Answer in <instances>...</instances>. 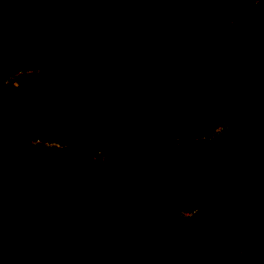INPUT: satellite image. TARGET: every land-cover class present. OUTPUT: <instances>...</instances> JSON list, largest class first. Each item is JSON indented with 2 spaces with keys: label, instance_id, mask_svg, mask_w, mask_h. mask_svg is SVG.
I'll return each mask as SVG.
<instances>
[{
  "label": "trees",
  "instance_id": "16d2710c",
  "mask_svg": "<svg viewBox=\"0 0 264 264\" xmlns=\"http://www.w3.org/2000/svg\"><path fill=\"white\" fill-rule=\"evenodd\" d=\"M72 1L0 0V33L19 8ZM131 1L160 10L156 33L134 24L111 46L122 17L82 8L31 20L1 42L0 264H231L228 253L211 250L230 226L238 240L258 244L257 254L247 251L236 264H264V129L243 128L226 89L192 104L180 81L160 78L151 58L190 19L207 27L218 47L250 58L251 80L262 83L260 60L228 26L231 1ZM253 5L264 29V0ZM107 57L112 68L97 84ZM31 69L38 70L20 72ZM16 73L12 86L7 79ZM141 102L152 104L164 126L193 115L209 133L229 117L221 136L235 147H221L213 165L238 167L258 183L247 203L240 206L238 188L223 178L179 176L178 165L198 166L187 154L123 149ZM98 152L111 159H94ZM133 212L143 215L139 230L127 220Z\"/></svg>",
  "mask_w": 264,
  "mask_h": 264
},
{
  "label": "rangeland",
  "instance_id": "374dc122",
  "mask_svg": "<svg viewBox=\"0 0 264 264\" xmlns=\"http://www.w3.org/2000/svg\"><path fill=\"white\" fill-rule=\"evenodd\" d=\"M232 10L228 26L233 32L240 33L249 48L261 62L263 82L256 85L251 80L248 70L250 58H244L241 53L232 54L228 48L218 47L207 27L185 19L177 24L178 33L169 38L162 49L151 56L159 66V76L162 80L176 79L182 83L184 93L192 99V104L206 99L216 88L228 91L227 98L243 115V128L248 131L264 129V29L258 27L254 11L257 0H230ZM93 9L99 11H116L123 19V27L112 37L114 46L120 33L134 24H142L154 34L153 23L160 10L146 5H138L131 0H74L62 8L52 9H18L0 33V45L4 36L23 24L44 19L63 10ZM257 9V8H256ZM46 43H42V47ZM111 61L107 57L97 84L106 82L111 70ZM17 74L9 77L7 82L17 85ZM244 97L238 103V96ZM151 103L138 104V119L130 123L122 141L123 149L143 152L151 147H162L166 151L175 150L187 154L198 161V166L178 165L176 172L181 177L193 174L213 175L223 178L238 188L240 206H244L258 183L245 179L236 171L238 167L228 170L220 165H213L221 158V147H235L233 140H227L221 135L229 128L228 118L213 126L209 133L206 127L193 115H188L178 123L164 126L159 115L152 112ZM233 143V145H231ZM98 160L109 161L110 157L96 156ZM162 168V167H161ZM4 199V198H3ZM181 215L190 213L182 210ZM143 215L133 212L127 215L129 224L139 230ZM4 235H0V241ZM83 247V245H81ZM211 250L228 253L230 263L236 264L242 255L251 251L258 253V244L252 239L240 241L230 226L223 239Z\"/></svg>",
  "mask_w": 264,
  "mask_h": 264
},
{
  "label": "built area",
  "instance_id": "2783aa9c",
  "mask_svg": "<svg viewBox=\"0 0 264 264\" xmlns=\"http://www.w3.org/2000/svg\"><path fill=\"white\" fill-rule=\"evenodd\" d=\"M34 70H38V69H31V70H28V71H20V72L23 73V72H29V71H34ZM16 74H18V73H16ZM17 85H18V82H17ZM34 142H38V140H34ZM45 144L50 145V146L54 145V146H57L59 148L66 147V145H63V144L58 143V142H50V143L46 142ZM98 155H102V154L100 152H98L97 155L93 156V158L96 159V156H98ZM102 156H105V155H102ZM105 157H107V156H105Z\"/></svg>",
  "mask_w": 264,
  "mask_h": 264
}]
</instances>
